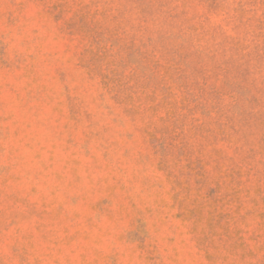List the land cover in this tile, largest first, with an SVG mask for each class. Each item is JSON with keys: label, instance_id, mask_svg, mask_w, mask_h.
Instances as JSON below:
<instances>
[{"label": "rangeland", "instance_id": "rangeland-1", "mask_svg": "<svg viewBox=\"0 0 264 264\" xmlns=\"http://www.w3.org/2000/svg\"><path fill=\"white\" fill-rule=\"evenodd\" d=\"M0 264H264V0H0Z\"/></svg>", "mask_w": 264, "mask_h": 264}]
</instances>
